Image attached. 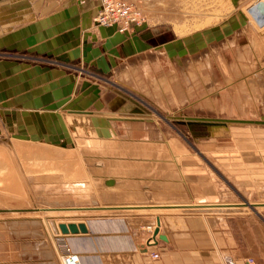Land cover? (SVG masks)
<instances>
[{
	"label": "rangeland",
	"instance_id": "rangeland-1",
	"mask_svg": "<svg viewBox=\"0 0 264 264\" xmlns=\"http://www.w3.org/2000/svg\"><path fill=\"white\" fill-rule=\"evenodd\" d=\"M132 1L144 24L168 28L176 39V52L180 41L186 52L168 58L154 51L157 54L137 61L144 69L124 70L120 75L68 64L80 80L119 92L117 134L110 130L98 134L96 120L74 122L73 133L67 132L56 143L0 134V155H5L4 144L10 148L9 159L0 156V264L18 260L32 249L27 242L32 236L40 241L44 264L49 259L46 254L54 253L62 264L57 238L64 235L59 223L114 216L119 212L94 209L131 203L118 191L112 195L104 183L107 175L131 186L134 179L153 181L155 191L163 196L147 203L196 204L172 207L181 215L244 211L264 227V204H259L264 203V188L259 187L260 181L264 184L260 161L264 151L258 145L264 139L260 131L264 128V0ZM215 30L219 39L211 41L210 32ZM53 58L57 57L40 54L31 61L48 63L41 59ZM112 93L110 89V101ZM27 143L35 144V153L19 155L15 144ZM65 162L69 166L61 165ZM10 169L16 173L19 190L8 180ZM231 203H238L234 206L239 209L222 206ZM70 205L96 207L64 208Z\"/></svg>",
	"mask_w": 264,
	"mask_h": 264
},
{
	"label": "crops",
	"instance_id": "crops-1",
	"mask_svg": "<svg viewBox=\"0 0 264 264\" xmlns=\"http://www.w3.org/2000/svg\"><path fill=\"white\" fill-rule=\"evenodd\" d=\"M97 9L91 0L81 5L79 0H0V134L29 142L56 143L67 132L72 134L74 122L81 120L86 123L96 120L98 134L105 135L109 130L117 134L116 122L121 119L117 116L121 104L119 92L115 93V88L109 85L97 87L96 82L80 80L68 64H86L104 74L110 71L120 75L124 70L144 69L137 62L141 57L159 53L171 58L186 52L181 41L176 52L173 45L176 39L166 27L145 23L135 31L119 33L116 25L99 26L93 21ZM210 33L211 41H218L219 31ZM40 54L57 58L41 59L48 63L34 61ZM58 62H65L64 67L53 65ZM260 131L264 136V128ZM258 145L264 151V139ZM2 147L9 159L10 148L6 144ZM105 179L114 180L107 187L112 189V195L118 191L131 203L98 205V209L64 207L119 212L114 216L103 214L65 221L84 222L87 226L86 234L57 238L59 244L67 245L77 254L81 264H248L249 258L254 260L252 264H264V227L244 211L181 215L172 212L180 208L172 207L185 203H147L163 196L155 191L151 180L134 179L131 186L119 181L116 175H107ZM234 182L231 185L236 189ZM259 187L264 188L261 181ZM192 205L196 204L185 206ZM234 205L238 203L222 204L227 209H239ZM149 224L154 227L151 232L144 228ZM156 227L158 235L153 234ZM160 235L165 239L159 238ZM27 242L32 249L24 251L26 254L19 255L18 260L4 263L44 264L40 241L32 236ZM154 252L158 258H152ZM26 255L28 258H23ZM53 255L46 254L49 259L45 264H60Z\"/></svg>",
	"mask_w": 264,
	"mask_h": 264
},
{
	"label": "built area",
	"instance_id": "built-area-1",
	"mask_svg": "<svg viewBox=\"0 0 264 264\" xmlns=\"http://www.w3.org/2000/svg\"><path fill=\"white\" fill-rule=\"evenodd\" d=\"M98 2V9L94 15V20L97 25L102 27H109L116 25L118 31L121 33H128L135 31L136 27L144 24L145 19L134 1L132 0H91ZM82 3L85 0H81ZM148 231L153 230L152 225L144 227ZM151 241V240H150ZM65 245V244H62ZM62 264H81L76 253L65 245L62 246ZM152 258H158V253L151 254ZM247 262L252 264V260Z\"/></svg>",
	"mask_w": 264,
	"mask_h": 264
},
{
	"label": "bare ground",
	"instance_id": "bare-ground-1",
	"mask_svg": "<svg viewBox=\"0 0 264 264\" xmlns=\"http://www.w3.org/2000/svg\"><path fill=\"white\" fill-rule=\"evenodd\" d=\"M94 3H96V5L98 6V2L97 1H94ZM97 10H99V9H97ZM93 21H94V23L96 24V22H95V20H94V18H93ZM116 30L118 31V27L116 26ZM119 32V31H118ZM119 33H121V32H119ZM28 143L27 144H24V145H22L21 147H20V150L18 149V144H15V149H16V151L17 152H19V155H21L20 154V151H21V153H26V154H30L31 152H34V150L33 149H35V147L36 146H34L35 144H32V143H29V147L31 146V148H29L28 146ZM23 146H25V147H23ZM32 147H34V148H32ZM48 147H50V146H48ZM51 148V147H50ZM50 151V150H49ZM46 152V151H45ZM51 152V151H50ZM57 152V151H56ZM66 152V151H65ZM69 152V151H68ZM35 153V152H34ZM33 154V153H32ZM37 154V153H36ZM39 154V153H38ZM43 155V154H42ZM0 156H2L1 158H2V160L3 161H5L3 158H4V155H0ZM43 156H46V155H43ZM34 157V156H33ZM48 157V156H47ZM6 159V158H5ZM8 159V158H7ZM50 159V158H49ZM74 159H76V158H74ZM59 160V159H58ZM77 160V159H76ZM8 161V160H7ZM58 161H56V163H57ZM72 162V161H71ZM76 162V161H75ZM51 163H54V162H51ZM74 163V162H73ZM49 164H50V162H49ZM36 165V164H35ZM54 165V164H53ZM52 165V166H53ZM60 165V164H59ZM61 165H64V166H66L67 167V162H65V163H62ZM3 166H5V164H3L2 165V167ZM69 166V165H68ZM76 166H77V168L80 170V167L76 164ZM11 167V166H10ZM71 167H73V166H71ZM70 167V168H71ZM1 168V167H0ZM9 168V167H8ZM3 169H5V168H3ZM7 169V168H6ZM71 170H72V168H71ZM7 171H9V170H7ZM1 172V171H0ZM3 172V171H2ZM29 172V171H28ZM7 173V172H6ZM16 174V173H15ZM15 174L12 172V169H10V171H9V173H8V180H9V182H10V180H11V182H12V184L14 185V187L16 188V189H20V186H19V184L17 183V182H19V180H18V178L15 176ZM5 175V174H4ZM6 176V177H7ZM4 178H5V176H4ZM1 181V180H0ZM2 183V182H1ZM21 184V183H20ZM7 186V185H6ZM6 186H4V187H6ZM2 187V186H1ZM11 187H12V185H11ZM21 193H22V191H20ZM185 206V205H184ZM193 206V205H192ZM159 207V206H158ZM180 208V207H179ZM156 225L159 227L160 226V221L158 220V224L156 223ZM151 232V231H150ZM62 246H64V245H62ZM248 261V260H247ZM248 263H250V262H248ZM251 264V263H250Z\"/></svg>",
	"mask_w": 264,
	"mask_h": 264
},
{
	"label": "water",
	"instance_id": "water-1",
	"mask_svg": "<svg viewBox=\"0 0 264 264\" xmlns=\"http://www.w3.org/2000/svg\"><path fill=\"white\" fill-rule=\"evenodd\" d=\"M104 183L107 186H111L114 184V180L113 179H105ZM157 224H158V221H157ZM58 228H59V231L62 235H69V234L75 235V234H86V233H88L87 226L84 222L59 223ZM158 233H159V229L156 227L154 229L153 234L158 235ZM159 238L165 239V237L163 235H160Z\"/></svg>",
	"mask_w": 264,
	"mask_h": 264
}]
</instances>
